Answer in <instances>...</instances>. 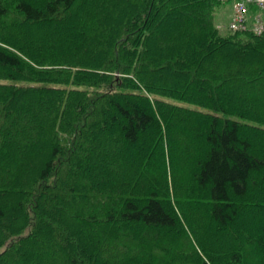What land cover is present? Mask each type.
Masks as SVG:
<instances>
[{
  "label": "trees",
  "instance_id": "trees-1",
  "mask_svg": "<svg viewBox=\"0 0 264 264\" xmlns=\"http://www.w3.org/2000/svg\"><path fill=\"white\" fill-rule=\"evenodd\" d=\"M233 1L0 0V264H264V36L222 35Z\"/></svg>",
  "mask_w": 264,
  "mask_h": 264
},
{
  "label": "built area",
  "instance_id": "built-area-1",
  "mask_svg": "<svg viewBox=\"0 0 264 264\" xmlns=\"http://www.w3.org/2000/svg\"><path fill=\"white\" fill-rule=\"evenodd\" d=\"M217 28L227 34L251 32L264 36V0H235L231 22Z\"/></svg>",
  "mask_w": 264,
  "mask_h": 264
},
{
  "label": "rangeland",
  "instance_id": "rangeland-1",
  "mask_svg": "<svg viewBox=\"0 0 264 264\" xmlns=\"http://www.w3.org/2000/svg\"><path fill=\"white\" fill-rule=\"evenodd\" d=\"M233 13V2H228L222 5L216 12L215 25L216 26H226L229 24ZM222 35H227L226 31L221 32ZM28 231L25 232L27 234ZM7 245L0 248V252L6 249Z\"/></svg>",
  "mask_w": 264,
  "mask_h": 264
},
{
  "label": "crops",
  "instance_id": "crops-1",
  "mask_svg": "<svg viewBox=\"0 0 264 264\" xmlns=\"http://www.w3.org/2000/svg\"><path fill=\"white\" fill-rule=\"evenodd\" d=\"M231 19H232V17H231ZM230 22H231V20H230ZM230 22H229V23H230Z\"/></svg>",
  "mask_w": 264,
  "mask_h": 264
}]
</instances>
